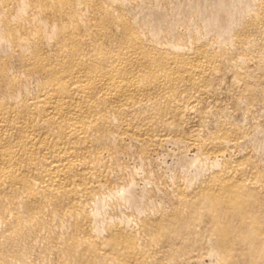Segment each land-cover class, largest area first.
I'll return each mask as SVG.
<instances>
[{"label":"bare ground","instance_id":"obj_1","mask_svg":"<svg viewBox=\"0 0 264 264\" xmlns=\"http://www.w3.org/2000/svg\"><path fill=\"white\" fill-rule=\"evenodd\" d=\"M259 69L264 0H0V264H264L255 130L209 101L250 113ZM167 143L196 171L160 208L127 160Z\"/></svg>","mask_w":264,"mask_h":264},{"label":"rangeland","instance_id":"obj_2","mask_svg":"<svg viewBox=\"0 0 264 264\" xmlns=\"http://www.w3.org/2000/svg\"><path fill=\"white\" fill-rule=\"evenodd\" d=\"M188 8H187V7ZM186 6H183V8H184V10H183V8L182 7H176L174 10H172L171 11V16H172V18L173 19H175V18H178V17H182V16H187V14H188V12H189V6L188 5H186ZM187 8V10H188V12H187V10L185 11V9ZM181 9H182V11L183 12H181ZM180 11V12H179ZM184 11H185V13H184ZM175 13V14H174ZM180 30H183L184 29V26H180V27H178ZM183 28V29H182ZM253 63V64H252ZM253 65L254 66H256V68L255 67H253ZM252 66V69H251V72H253V73H257V70H258V68H257V63H254V62H251L250 63V67ZM254 68V69H253ZM256 70V71H255ZM255 71V72H254ZM259 71H261V72H259V73H261V74H259L260 75V77H259V79H260V81H261V83H262V85H264V69L263 70H260L259 69ZM263 74V75H262ZM262 76V77H261ZM263 79V80H262ZM223 86H224V90H223V92L218 96V97H215V98H213L212 97V99H211V97H210V99H209V101L210 102H212L213 101V103H216V105L218 106L217 108H218V110L219 111H221V112H225L226 114H227V112H228V114H229V116H230V118H231V120L234 122V123H238V124H240V125H242L243 127H244V129L247 131V133H248V136L249 137H251L250 135H252L253 133V131H254V134H253V136H252V138H250V141H248L249 139H247L246 140V143L244 144V146H245V151H248L249 150V152H252L253 153V155L255 156V159L257 160V158H258V160H261V161H259L260 163H261V166H264V141H262V143H261V140L263 139L264 140V138L262 137V136H264V135H261L262 133L264 134V125H262V123L264 124V102H255L252 106H251V112L250 113H248L249 114V116H247L248 114L247 113H245L246 112V110L245 109H243L242 107H237L236 106V103H232V101L234 102V100L236 101V98H234V96L236 97V95H238V91L237 90H235L234 89V85H233V80H231V77H230V75L229 76H226L225 77V81H224V83H223ZM233 99V100H232ZM235 106H234V105ZM233 105V106H232ZM256 106V107H255ZM253 107V108H252ZM242 108V109H241ZM253 110H255V111H253ZM258 110V111H257ZM240 111V112H239ZM243 111V112H242ZM255 113L256 111L257 112H259L258 114H253V112ZM237 112V113H236ZM241 114H239V113ZM256 112V113H257ZM252 116V118H251V116ZM260 115V116H259ZM263 115V116H262ZM241 116V117H240ZM255 117V119H256V121H254L255 119H254V117ZM259 116V117H258ZM244 118V119H243ZM245 118H246V120H248L247 122H246V120H245ZM249 118V119H248ZM261 118V119H260ZM258 119H260L261 121V123L259 124L258 123ZM245 122H243V121ZM249 120H250V122H249ZM254 122V124H253V122ZM195 121H192L191 123H189V124H187L186 125V127H188L189 129L188 130H190L193 126L192 125H194L193 123H194ZM250 124H249V123ZM248 123V124H247ZM256 124H258V127H256ZM246 125V126H245ZM247 125H248V127H247ZM251 125H255V126H253V128H252V126ZM261 126V128H260V131H259V127ZM245 127H247V128H245ZM250 127L252 128V130L250 129ZM258 128V129H257ZM256 130H258V131H256ZM263 130V131H262ZM262 131V132H261ZM256 133V134H255ZM250 134V135H249ZM257 134H258V136H257ZM259 135H261V136H259ZM248 136H247V138H248ZM258 138V139H255V138ZM260 138V139H259ZM255 140V141H253V140ZM259 140V141H258ZM249 142H252V143H249ZM254 142H255V145H254ZM261 144V145H260ZM169 145V146H168ZM171 145L173 146V147H171ZM247 145V146H246ZM248 145H249V147H248ZM253 145V146H252ZM260 145V148L258 147ZM165 146H166V148H164V146H162L161 148H159L158 150L159 151H154V152H152V155L150 154V155H148L149 157H148V161L146 162V167H147V172H145V168L143 169L144 171H141L142 170V167H139V165L142 163L141 162V160H139V158H138V156H136L135 158H134V160H133V158H128V160H127V163L129 164H131L132 162H134V163H132L131 165L129 164V167L131 168H133V170L134 171H132V168H131V170H130V175H133V177H135V175L134 174H136V177H135V179H139V180H135L134 181V185H133V187H134V190H135V192H136V194L138 195V196H141L142 194H143V192L146 190V189H149L150 188V190H152L151 188H153V186L155 187V188H153V193H154V195H155V197H152L151 199H154L155 198V200H157V202H159L160 201V199H162V200H164L165 201V199H163V198H166V197H164V195H165V193L167 192V190L165 191V188L167 189L168 188V190L172 193V191H173V185L174 184H172L171 185V183H173L174 181L175 182H177L178 180H180V179H182L181 177H182V173H183V176H184V172L185 171H187V172H185V175L186 174H188V173H190V170H191V173H193V172H195L196 171V166L193 164V160H191L192 158H194V155H193V152L192 151H190V150H188V148H186L185 146L183 147V146H180V145H178L179 146V148L180 149H182L183 151V153H181V150L180 149H178V147L175 145V144H170V143H167V144H165ZM176 146V147H175ZM254 146H255V148H254ZM263 146V147H262ZM182 147V148H181ZM167 148H169V149H167ZM175 148H177L178 149V152H177V149H175ZM185 149V151H184V149ZM253 148V149H252ZM257 148H258V150L259 151H261L260 153H259V151L257 150ZM171 149V150H170ZM176 150V151H173V150ZM251 149H252V151H251ZM254 149H255V151H254ZM163 150V151H162ZM180 150V151H179ZM165 151V152H164ZM190 151V152H189ZM254 151V152H253ZM256 151H258L257 153H256ZM158 152H160V153H158ZM186 152V153H185ZM188 152V153H187ZM155 153H157V154H155ZM165 153V154H164ZM173 153V154H172ZM179 153H180V155H179ZM187 155V156H193L191 159H190V157L188 158L185 154ZM255 153H256V155H255ZM163 154V155H162ZM169 154V155H168ZM170 154H172V155H170ZM177 154V155H176ZM182 154V155H181ZM184 154V155H183ZM259 154V156H257ZM260 154H261V156H262V158H261V156H260ZM174 155H175V157H174ZM179 155V156H178ZM178 156V158L177 159H175L176 157ZM186 156V157H185ZM256 156H257V158H256ZM132 157H134V156H132ZM160 157H163V158H161L160 159ZM164 157H166L167 159V161H165L164 160ZM183 157V158H182ZM138 158V159H137ZM159 158V159H158ZM185 158H186V160H185ZM260 158V159H259ZM130 159V160H129ZM181 159V160H180ZM263 159V160H262ZM136 160V161H135ZM139 160V161H138ZM159 160H160V166H162L163 168H161L160 166H159ZM162 160H164L165 162H167L166 164L167 165H169L170 167H171V169L169 168V166H166V164L162 161ZM175 160H178V163H174L175 162ZM258 160H257V162H258ZM129 161H132V162H129ZM174 161V162H173ZM179 161L181 162L180 164H179ZM186 161H188V163L186 162ZM139 162V163H138ZM170 162V163H169ZM173 162V163H172ZM192 163V165H194V167H192L193 169H195V171L191 168V164ZM260 163H259V165H260ZM165 165V167H164V165ZM183 164V165H182ZM186 164H187V166H188V168H186L187 166H186ZM133 165V166H132ZM144 165V166H145ZM182 165V166H181ZM143 166V167H144ZM150 166H152L151 168H150ZM174 166H175V168H174ZM184 166V167H183ZM186 166V167H185ZM135 167H136V169H135ZM137 167L140 169V170H138V172H137ZM160 167V168H159ZM167 167V168H166ZM129 168V169H130ZM149 168L153 171V173H154V175H153V173L151 172V170H149ZM164 168H166V171H165V169ZM178 168H180V170H178ZM185 169V171H184V169ZM160 169H162V170H160ZM169 169H170V171H169ZM172 169H174V171H172ZM181 169H182V171H181ZM167 170H168V172H167ZM189 170V171H188ZM132 171V172H131ZM148 171H150V174H147V173H149ZM174 172V173H172V172ZM176 171H178V172H176ZM193 171V172H192ZM160 172H161V174H160ZM165 174V173H167L166 175H163V173ZM182 172V173H181ZM134 173V174H133ZM141 174V177H140V175H138V174ZM145 173V174H144ZM151 173H152V175H153V177H152V175H151ZM157 173V174H156ZM129 174L127 175V176H129ZM160 176H159V175ZM171 174H172V176H175V178H177V176L179 177L180 175V178H177V179H174V177L173 178H171L172 176H171ZM179 174V175H178ZM143 175H145L146 177H147V179H149L148 181L144 178V176ZM149 175V176H148ZM138 176H139V178H138ZM143 176V177H142ZM157 178H156V177ZM159 176V177H158ZM166 176H168V177H166ZM171 176V177H170ZM130 177H132V176H130ZM148 177H150V178H148ZM164 177H166V178H164ZM141 178V179H140ZM157 179V181H156V179ZM159 178V179H158ZM163 178H164V180H163ZM171 178V179H170ZM154 179H155V181H154ZM141 180V181H140ZM146 180V181H145ZM152 180V181H151ZM137 181V182H136ZM138 181H140V182H138ZM145 181V182H144ZM162 181H163V183H162ZM167 181V182H166ZM171 181H173V182H171ZM147 182V183H146ZM149 182V183H148ZM150 182H151V185H148V184H150ZM169 182V183H168ZM171 182V183H170ZM174 182V183H175ZM136 183L138 184V183H140L139 184V186L138 187H136ZM156 183V184H155ZM146 184V185H145ZM153 184V185H152ZM162 184L163 185H165V186H162ZM171 186L170 188L167 186ZM170 184V185H169ZM145 186V187H142V186ZM148 185V186H147ZM160 187H159V186ZM151 186V187H150ZM136 187V188H135ZM158 187V188H157ZM163 187V188H162ZM161 190H160V189ZM143 189H144V191H143ZM138 190V191H137ZM141 190V191H140ZM140 191V192H139ZM159 191V192H158ZM161 191V192H160ZM164 191V192H163ZM164 194V195H163ZM159 199V200H158ZM146 202H147V200H146ZM146 202H144L145 204H144V206H146L148 203H146ZM148 202H149V200H148ZM165 205H166V201L165 202H163L162 203V205L160 206V208H164L165 207ZM168 205V204H167ZM133 210H135L134 208H130L129 209V211H131V212H135V211H133ZM204 256V257H203ZM206 256V257H205ZM204 259H203V258ZM211 256H209L208 257V255H202L201 256V261H202V259L204 260V261H202V263L203 264H207V263H211V264H213L214 263V258H212V260L211 259H209ZM195 259H192V261L189 263V264H196L198 261H194ZM210 260V261H209ZM205 261H207V262H205ZM211 261H213V262H211ZM194 262V263H193ZM209 263V264H210ZM54 264V263H53ZM198 264V263H197Z\"/></svg>","mask_w":264,"mask_h":264}]
</instances>
